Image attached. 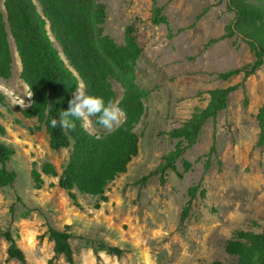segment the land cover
Instances as JSON below:
<instances>
[{
    "label": "rangeland",
    "instance_id": "1",
    "mask_svg": "<svg viewBox=\"0 0 264 264\" xmlns=\"http://www.w3.org/2000/svg\"><path fill=\"white\" fill-rule=\"evenodd\" d=\"M90 1L106 6L105 36L124 45L126 28L134 26L143 49L137 83L150 95L144 101L145 116L136 128L139 155L128 172L108 186L106 203L76 191L78 208L58 186V179L45 175L43 189L36 190L32 169L41 171L43 164L51 163L61 174L71 150L52 151L44 128L38 131L39 123L23 116L32 95L21 80V63L10 38L13 75L9 81L0 80V91L7 99L0 113V128L5 130L0 141L16 152L7 169L17 173L18 180L13 187L0 188V264H22L8 262L9 244L3 237L7 231L19 233L26 264H67L62 256L54 258L48 229L70 225L76 264H235L236 259L225 252L234 232L260 233L264 229V148L257 147L260 131L256 120L264 103V68L230 96L227 110L215 122L204 126L198 143L176 163V172H168L165 184L154 176L142 185L141 180L174 150L177 141L168 133L207 107L210 91L243 83L244 74L228 81L219 75L253 65L255 56L238 37L210 44L224 35L234 19L221 0ZM154 2L163 9L168 25L151 23ZM0 10L4 12V0H0ZM111 83L119 102L124 90L116 81ZM17 100H23L25 107L15 104ZM90 120L87 131L91 135L109 134L94 126L92 117ZM213 144L217 155L205 173ZM183 161L191 165L190 171L185 172ZM198 185L206 196L197 197L182 222L188 190ZM98 203L101 206L96 209ZM100 242L120 248L123 256L102 253L98 260L94 250Z\"/></svg>",
    "mask_w": 264,
    "mask_h": 264
},
{
    "label": "trees",
    "instance_id": "2",
    "mask_svg": "<svg viewBox=\"0 0 264 264\" xmlns=\"http://www.w3.org/2000/svg\"><path fill=\"white\" fill-rule=\"evenodd\" d=\"M221 1L226 3L234 19L226 26L224 35L211 40L210 44L238 37L249 46L255 62L219 75V79L228 81L244 74L243 83L210 91L207 107L194 113L182 127L168 133L172 141H177L175 148L163 157L155 172L141 180L142 185L154 176H160L162 184H165L168 172H176V163L198 143L204 126L211 120L215 122L219 114L227 110L230 96L264 68V0ZM105 21L106 6L90 0H4V12L0 10V80L9 81L13 75L12 38L21 63V80L32 95L31 105L22 111L23 116L36 120L40 125L38 131L44 128L52 151L71 150L68 165L61 174L51 163L43 164L41 171L32 169L34 188L43 189V175L57 178L58 186L78 208L81 206L76 191L99 198L102 203L108 202L106 189L126 174L131 162L138 157L140 140L136 128L145 116L144 101L150 95L137 83V65L143 49L135 27L126 28L125 44L120 46L104 35ZM151 23L154 26L169 24L156 2L153 3ZM50 34L61 51L56 48ZM113 80L124 90L118 103L126 114L124 122L115 131L97 139L82 128L80 120H74L75 129L51 126V119H58L60 110L69 108V101L81 83L86 94L103 97L105 102L117 101L111 83ZM6 106V96L0 91V113ZM92 120L94 126L102 127L96 122L97 117H92ZM256 120L260 131L257 147L264 148V103ZM0 134L5 135L3 128H0ZM15 154L14 149L0 141V188L13 187L18 180L17 173L7 169ZM216 155L213 144L205 173L210 170V160ZM183 166L185 172L191 170L188 162L183 161ZM179 177L183 178V175L179 174ZM187 195L189 200L182 213V222L189 217L197 197L205 198L206 191L198 185L190 188ZM100 206V203L96 204V209ZM72 230L71 225L62 230L48 229V240L54 245V258L62 256L67 264H76L71 245ZM15 234L11 231L3 233L9 244L8 262L26 264V256L18 244L20 235L18 232ZM225 252L236 259L235 264H264V229L260 233L235 231L226 243ZM102 253L121 258L124 251L100 242L94 250L98 260ZM211 264L225 263L214 261Z\"/></svg>",
    "mask_w": 264,
    "mask_h": 264
},
{
    "label": "clouds",
    "instance_id": "3",
    "mask_svg": "<svg viewBox=\"0 0 264 264\" xmlns=\"http://www.w3.org/2000/svg\"><path fill=\"white\" fill-rule=\"evenodd\" d=\"M14 103L25 107L23 100H17ZM69 105L67 110H60L58 119H51L50 124L53 128L59 126L63 129H75L74 120H80L82 121V128L87 130L91 125L90 118L97 117L96 122L108 133H111L121 126L126 115L117 101L105 102L103 97L88 95L83 90L82 85L76 87Z\"/></svg>",
    "mask_w": 264,
    "mask_h": 264
},
{
    "label": "bare ground",
    "instance_id": "4",
    "mask_svg": "<svg viewBox=\"0 0 264 264\" xmlns=\"http://www.w3.org/2000/svg\"><path fill=\"white\" fill-rule=\"evenodd\" d=\"M17 57H18V53H16Z\"/></svg>",
    "mask_w": 264,
    "mask_h": 264
}]
</instances>
